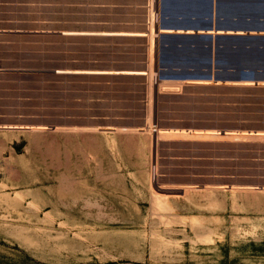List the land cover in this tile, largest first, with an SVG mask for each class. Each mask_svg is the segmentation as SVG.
I'll return each instance as SVG.
<instances>
[{"label": "rangeland", "instance_id": "374dc122", "mask_svg": "<svg viewBox=\"0 0 264 264\" xmlns=\"http://www.w3.org/2000/svg\"><path fill=\"white\" fill-rule=\"evenodd\" d=\"M158 2L0 0V264H264V84L161 89Z\"/></svg>", "mask_w": 264, "mask_h": 264}, {"label": "crops", "instance_id": "0c3cea01", "mask_svg": "<svg viewBox=\"0 0 264 264\" xmlns=\"http://www.w3.org/2000/svg\"><path fill=\"white\" fill-rule=\"evenodd\" d=\"M161 1L163 28L171 30L158 31L157 59L164 77L208 78L213 82L194 83L215 85L264 81V0ZM190 74L196 77H178Z\"/></svg>", "mask_w": 264, "mask_h": 264}, {"label": "bare ground", "instance_id": "6f19581e", "mask_svg": "<svg viewBox=\"0 0 264 264\" xmlns=\"http://www.w3.org/2000/svg\"><path fill=\"white\" fill-rule=\"evenodd\" d=\"M177 1V0H176ZM183 1H185V0H183ZM178 2H181V0H179ZM216 2V1H215ZM161 3H163L161 0H159V2H158V5H159V9H158V13H159V15H160V19H159V24H158V27H159V31H161L162 29H164L163 28V25H162V17H163V15H162V11H161ZM174 4V2L172 1L171 2V4ZM177 3V2H176ZM186 3L187 2H185V6H186ZM199 3H201L202 5L204 4L205 5V3H202V2H200L199 1ZM221 3V2H220ZM182 4H183V2H182ZM195 4V3H194ZM197 4V3H196ZM200 5V4H199ZM202 5L200 6V7H202ZM187 6H189V5H187ZM186 6V7H187ZM164 7V6H163ZM194 7V6H193ZM197 8V7H196ZM203 8H204V6H203ZM215 8V7H214ZM183 10V9H182ZM199 10V9H198ZM215 10V9H214ZM170 13V12H169ZM172 13V12H171ZM181 14V13H180ZM165 19V18H164ZM178 19V18H177ZM164 21V20H163ZM166 21V20H165ZM152 23V22H151ZM152 27V26H151ZM166 27V26H165ZM174 28V27H173ZM172 28V31L174 32V29ZM182 28V27H181ZM152 29V28H151ZM165 29H169L170 30V28H165ZM165 29H164V31H165ZM180 29V28H179ZM176 30H177V28H176ZM183 30V29H182ZM221 30V29H220ZM97 31H99V30H97ZM167 31V30H166ZM171 31V30H170ZM177 31H179V30H177ZM180 31H181V29H180ZM191 31V30H190ZM211 31V30H210ZM222 31V30H221ZM231 32V31H230ZM64 33H68V34H88V33H101V34H109V35H111V34H121V35H131V36H145V35H147V32H146V29H143V28H134V29H126V30H112V31H103V32H95V31H87V29L86 30H78V29H71V30H65L64 31ZM171 33V32H170ZM58 71L59 72H72V73H112V74H131V75H142V74H145V73H148V71H146V69L145 68H142V67H135V68H122V69H112V70H93V69H88V68H73V69H58ZM162 76H163V74H162ZM161 76V77H162ZM172 77H170V78H168L167 76L166 77H164L163 76V79H164V81L163 82H160V87H161V89L163 88V89H172V88H176V86L177 85H179V83H181V85L183 84V81H185V82H192V83H194V82H200V83H212L213 82V79H202L201 77V79L200 80H197L196 81V78L195 79H192V80H190L191 78H189V79H171ZM251 80V79H250ZM246 81V80H245ZM243 82L244 84L245 83H252V81L250 82H248V80L246 81V82ZM217 82V81H216ZM220 82V81H219ZM163 83V84H162ZM261 84H264V81H262V82H260ZM174 84L176 85L175 87H174ZM238 84V83H237ZM241 84V83H240ZM246 85V84H245ZM178 87V86H177ZM180 87V86H179ZM156 88H158V87H156ZM160 89V88H159ZM177 89V88H176ZM158 90V89H157ZM150 121H151V119H150ZM30 128L32 127V128H36V127H38L39 128V126L38 125H30L29 126ZM119 127V126H118ZM132 127V126H131ZM151 127V126H150ZM113 128V127H112ZM115 128V127H114ZM113 128V129H114ZM128 128V127H127ZM149 128V127H148ZM118 129V128H117ZM120 129V128H119ZM122 129V128H121ZM125 129V128H124ZM129 129V128H128ZM132 129V128H131ZM134 129H136V130H144V129H146V127H144V126H139V127H136V128H134ZM123 130V129H122ZM152 130V129H151ZM219 132V131H218ZM217 133V131H215V130H213V129H211V128H209V129H207V128H203L202 129V127L201 128H196V127H191V126H189V127H186V126H184V125H182V126H175V127H161V128H157V133H156V135L155 136H153V137H155V138H158V137H162V136H170V137H176V136H178V137H182V136H188V137H191V136H213V135H215ZM225 134L223 135V133H222V135H223V137L225 136H227L228 137V135H230V133L228 132V131H226V132H224ZM228 134V135H227ZM191 135V136H190ZM218 134H216V136H217ZM234 135L235 134H233V137H234ZM238 137H239V135L238 134H236ZM235 135V136H236ZM218 136H220V135H218ZM236 136V137H237ZM241 136V135H240ZM243 136V135H242ZM262 137V136H261ZM183 138V137H182ZM165 186V185H164ZM163 185H160L159 186V184H158V186L157 187H164ZM165 188V187H164ZM175 188H176V186H175ZM174 188V189H175ZM192 188H195V186L194 185H187V186H178L177 188H176V191H177V193H173L171 196H172V198H175V197H179V196H181L182 194V189H184V191L187 193L188 191H190V190H192ZM175 191V190H174ZM183 191V192H184ZM162 201H164V202H169L167 199H161ZM171 201V200H170Z\"/></svg>", "mask_w": 264, "mask_h": 264}, {"label": "water", "instance_id": "95a60500", "mask_svg": "<svg viewBox=\"0 0 264 264\" xmlns=\"http://www.w3.org/2000/svg\"><path fill=\"white\" fill-rule=\"evenodd\" d=\"M88 69H93V70H112V69H118V68H104V67H99V68H88ZM47 71L50 72V73L59 72L57 68L48 69ZM66 73H72V72H66ZM88 74H112V73H88ZM116 75H119V74H116ZM178 77H183V78L196 77V74L182 75V76H178Z\"/></svg>", "mask_w": 264, "mask_h": 264}]
</instances>
